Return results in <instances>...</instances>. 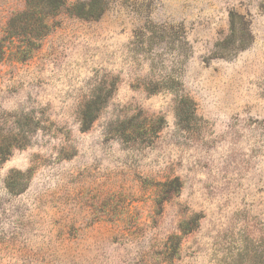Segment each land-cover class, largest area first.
Here are the masks:
<instances>
[{
    "label": "rangeland",
    "instance_id": "obj_1",
    "mask_svg": "<svg viewBox=\"0 0 264 264\" xmlns=\"http://www.w3.org/2000/svg\"><path fill=\"white\" fill-rule=\"evenodd\" d=\"M45 1L0 0V264H264V0Z\"/></svg>",
    "mask_w": 264,
    "mask_h": 264
},
{
    "label": "trees",
    "instance_id": "obj_2",
    "mask_svg": "<svg viewBox=\"0 0 264 264\" xmlns=\"http://www.w3.org/2000/svg\"><path fill=\"white\" fill-rule=\"evenodd\" d=\"M103 3L104 0H89L83 3H78L75 6L68 7L67 3L64 0H46L45 6L46 8H50L54 6L56 10L59 12H67L69 15H75L78 17H83L84 15H91L93 13H97L99 10L103 12ZM78 9L79 11H75ZM46 28L47 25L45 24ZM37 39L36 37H33ZM5 55V47L3 43H0V62L2 61ZM186 111H191V109H187ZM184 112V110H183Z\"/></svg>",
    "mask_w": 264,
    "mask_h": 264
}]
</instances>
